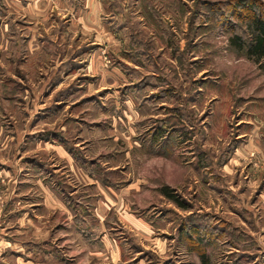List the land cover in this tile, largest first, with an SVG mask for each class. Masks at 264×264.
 Here are the masks:
<instances>
[{
  "label": "rangeland",
  "instance_id": "rangeland-1",
  "mask_svg": "<svg viewBox=\"0 0 264 264\" xmlns=\"http://www.w3.org/2000/svg\"><path fill=\"white\" fill-rule=\"evenodd\" d=\"M89 1L32 0L31 15L0 0V264H17L19 253L35 264L155 263L148 251L134 255V244L163 245L168 264H202L180 247L197 228L202 247L216 245L208 225H220L229 242L226 251L218 245L214 264L232 261L235 240L246 245L244 264H264V69L231 44L236 27L246 26L227 9L239 0H135L127 11L128 0H97L118 44L101 54L111 73L86 75L90 57L82 54L83 71L68 72V64L52 80L58 57L72 60L90 42L105 49L84 25ZM251 1L264 10V0ZM140 52L137 64L131 58ZM54 138L73 161L44 147ZM41 182L71 194L65 210L47 211ZM13 183L21 201L12 208ZM165 187L186 209L162 194ZM25 209L34 230L50 227L48 255L25 254L32 240L24 219L12 217ZM76 214L88 226H77Z\"/></svg>",
  "mask_w": 264,
  "mask_h": 264
},
{
  "label": "crops",
  "instance_id": "crops-1",
  "mask_svg": "<svg viewBox=\"0 0 264 264\" xmlns=\"http://www.w3.org/2000/svg\"><path fill=\"white\" fill-rule=\"evenodd\" d=\"M30 3H32V0H14V5L17 6L16 8L20 9L19 10L20 12L22 11V9L29 10V8L27 6L31 5ZM123 8L124 7L122 6L121 10ZM65 9H66V7H65ZM85 9L89 13L87 14V12H86V16L85 17H86L87 22L84 25L86 26V29H89V31L90 30H94L96 32V34H98V36H100L103 39H105V41H103V43L106 44L105 49L103 50L102 48H100V47H102V44H97L95 42H90L91 44L90 43L88 44V46L86 47V50L83 51V52H79V53L73 55L72 56V58H73L72 60H69L67 62H63L62 61V56L60 57V59L58 57V59L56 61L57 62L56 66L58 68L56 69L55 74H53L52 80L58 78V82H59V78L61 76L65 75L64 73L66 72V66H68V64H71V68L67 69L68 72H71L73 74L78 72L80 70V68H77V67H79L81 62H76V61H77V59L82 57V54H86V55H88V57H90V59L88 61L87 69H86V72H85L86 75H88V76L91 75L92 77H95L96 74L99 73L102 77L106 78L105 75H107V73H111V71L109 72V70L107 68L108 66L106 65L104 54L107 53L106 49H108L109 46H110V48H112V50L115 49L117 47V45H118L117 41L114 39V36L106 29V25H104L101 22V17L99 16V11L101 9H100V4L97 2V0H90L89 1V5L87 7H85ZM127 9L130 10L131 7H128V5H127L126 11H127ZM36 10L40 11L38 9H36ZM66 11H67V9H66ZM28 12L31 13V15H34V14L37 15V13L33 9V7H31V9ZM149 12H151L154 15L157 14V12L154 9H149ZM25 13H27V11ZM65 16L66 15H64V17ZM64 25L65 24L62 22L59 31H62V26H64ZM127 25H128V22L126 20H124L122 22V28H125ZM131 31H133V32L131 34L130 39H133V34L135 33V31L134 30H131ZM98 39H100V38H98ZM132 44H134V42H132ZM95 46H100V47L98 49L96 48L97 49L96 50ZM132 47H133V45H132ZM120 48H121L120 55L123 54L122 57L126 58L125 57V53L128 50H126V51L124 50V44L120 45ZM131 49H133V48H131ZM98 50L100 52H98ZM102 53H104V54L101 56ZM126 56L130 57L131 55H129V56L126 55ZM131 59L132 60L134 59V54H133V57ZM136 67H137V69H139L138 67H141V66L137 65ZM81 71H83V70H80V72ZM113 71H117V69L116 68H112V72ZM134 72H137V71H134ZM150 75L155 76V74H153V73H151ZM126 78L127 77H125L123 75V79L127 80ZM126 83H128V82H126ZM31 132H33V130ZM57 139H62V138H57ZM44 145H45L44 147H51L53 149V152L55 151L54 153H56V155L58 157L66 159L67 161H73V157L70 154V151H68V149L65 147V144H62V142H61V144H58L55 141V138H54V140L53 139L52 140H50V139L46 140ZM45 149H48V148H45ZM15 165H18L17 162H16V164L15 163L12 164L13 169H10V170L7 169L8 170L7 172L10 173V174L16 173L18 168ZM42 180L43 179H41V181ZM11 187L13 188V191H12V198H11L12 200L10 201V206H12V208H13L14 205H16L17 203H19L21 201L19 198H17V195H16L17 189L20 186L17 183H13L11 185ZM37 187H39L41 192H42V196H43L42 200H44L43 205L47 208V211L50 210L52 214H55L56 212L65 210L66 201H65L64 197H66V195H68L69 198L70 197L72 198L71 194H66L64 188L62 190L63 191V193H62L63 195H61V193L58 192V188H53L51 186H47L43 182L37 184ZM29 200H31V198ZM103 207L104 208L101 211V215L104 216L107 213V211L111 212L110 206L107 203ZM14 210H16V207L14 208ZM110 212H108V213H110ZM21 213L22 214H14L12 217L13 218L17 217V218H23L24 219L25 224H26L25 231H24V233H26V235L25 234L24 235L26 237H29L32 240V241L28 240L29 243H27L25 245V247L23 248L24 250L27 251L25 254L32 255L34 252L38 251V252L44 253L45 255H48L47 251H45L44 245L45 246L47 245V243L49 242L48 238L52 235V233L50 232V227H48L47 225H42L43 224L42 223L40 227H37V228H35L36 230H34V228H33V219H32L33 215L30 212V210L25 209ZM108 216H109V214H108ZM39 222L41 223V221H39ZM27 223H29V224H27ZM75 223L77 224V226H80V227L82 225L88 226L86 221H85V219L83 218V216L78 215V214H76ZM88 228L91 230L90 227H88ZM219 228H221V226ZM89 229H88V231H85V233L87 234L88 237L91 236L90 233H89ZM36 232L38 234H35ZM187 233H184L183 235L188 237ZM224 233H226V232H224ZM224 233L221 232V234H219V236H218V238L216 240V243H215L216 245H214V246H209L208 245L206 247H203L201 252L204 253V258H202L196 252V248L192 247L191 242L188 243L187 241H184L186 243L185 246H181L180 247L181 250H182V252L180 254L181 255H185V256H189V255L196 256L197 258H199V260L201 261L202 264H214V259H215V257H213L214 254L219 253V251H221V249L226 251V244H229V242L225 241ZM215 235H218V233H215ZM245 236H246V234H245ZM39 237L41 238V240L37 239ZM189 237H191V235H189ZM248 237H250V236H248ZM33 239H35L36 241H41V242H35ZM190 240H191V238H190ZM235 241L236 242H233V244H232L233 247H228L227 248V251H230L229 252L230 255H234L232 257V261L229 264H244L246 261L249 260L248 259L249 256H247L246 249L244 250L246 245L243 246V245H241L239 243L238 240H235ZM88 243L93 244V243H95V240H90ZM220 244L222 246H224V248H221L219 250L217 248H218V245H220ZM162 246H161V244L159 246H157L158 251H155V250H149V249L145 250V248L143 246L134 244L133 253L135 255V254L141 253L143 250L144 251H148L149 253H147V254L151 257V259H150L151 261L152 260L155 261L154 264H168L169 263L168 261H170V260L166 261L167 258L162 256V252H163V250H161V249H163ZM160 247H162V248H160ZM248 247L256 248L255 241L252 240L251 242H249V246ZM232 248L234 250H230ZM216 249H217V253H216ZM120 250H121V248L120 249L118 247L115 248L114 245H112V243L110 244V253L112 254V256L113 255L116 256L118 254L121 257L122 256V250L121 251ZM23 255H24L23 253L22 254L19 253V256H17V264H35L36 263V262L33 261V259H27L26 257H23ZM134 259L135 258H132V262L129 263V264H136L137 260H134ZM44 260H48V258H45ZM253 260H255V258H253ZM126 263H123V264H126ZM41 264H44V263H41ZM45 264H47V263H45ZM56 264H58V263H56ZM111 264H117V263L111 262Z\"/></svg>",
  "mask_w": 264,
  "mask_h": 264
},
{
  "label": "trees",
  "instance_id": "trees-1",
  "mask_svg": "<svg viewBox=\"0 0 264 264\" xmlns=\"http://www.w3.org/2000/svg\"><path fill=\"white\" fill-rule=\"evenodd\" d=\"M128 2L129 7H132L135 4V0H128ZM259 5L251 0H239L237 3H229L227 9L229 12H235L236 15L234 17H238V19L246 23V26L244 28H241L240 26L236 27L239 32L238 34L234 33L235 36L231 38V44L239 51H245V54L249 60L255 62L264 69V10ZM222 9L225 11L224 7ZM243 12L245 13V15H243ZM143 54L144 52H140L136 55L134 54V59L137 64H139V57H142ZM152 79H155V77ZM142 85L143 84L140 83L138 87H142ZM161 192L166 198H168L170 201H173L180 208L186 209L179 201L177 195L174 194L173 190L169 189L168 187H165L162 189ZM205 217L206 219L208 218V216ZM219 227L220 225L217 228H210V226L208 225L205 227V229L209 231L210 235L215 236V233H218L219 236L221 232L224 233L226 231L220 229ZM184 231L185 230L183 228L182 235L184 234ZM192 231L196 233V236L199 239H201H193V237L191 236L192 242L191 240L190 242L192 244V247L196 248V252L202 258H204V253L201 252V250L203 249L201 244V241H203L202 237H205L203 234L204 230H201L199 228L194 230L191 229V231L189 232L190 235H192Z\"/></svg>",
  "mask_w": 264,
  "mask_h": 264
}]
</instances>
